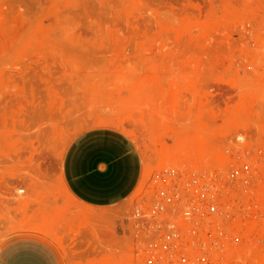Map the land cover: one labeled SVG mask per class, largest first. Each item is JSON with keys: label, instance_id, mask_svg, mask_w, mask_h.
I'll use <instances>...</instances> for the list:
<instances>
[{"label": "rangeland", "instance_id": "374dc122", "mask_svg": "<svg viewBox=\"0 0 264 264\" xmlns=\"http://www.w3.org/2000/svg\"><path fill=\"white\" fill-rule=\"evenodd\" d=\"M95 126L129 133L145 164L103 236L50 217L63 153ZM236 136L264 195V0H0V248L27 228L63 264H131L125 218L170 172L234 162ZM34 188L43 219L8 225Z\"/></svg>", "mask_w": 264, "mask_h": 264}, {"label": "built area", "instance_id": "2783aa9c", "mask_svg": "<svg viewBox=\"0 0 264 264\" xmlns=\"http://www.w3.org/2000/svg\"><path fill=\"white\" fill-rule=\"evenodd\" d=\"M244 144L225 149L234 162L170 172L141 199L124 221L131 264H264L263 183L245 177Z\"/></svg>", "mask_w": 264, "mask_h": 264}, {"label": "crops", "instance_id": "0c3cea01", "mask_svg": "<svg viewBox=\"0 0 264 264\" xmlns=\"http://www.w3.org/2000/svg\"><path fill=\"white\" fill-rule=\"evenodd\" d=\"M145 173L143 153L132 136L111 126H95L77 135L66 147L60 164L59 177L69 196L50 202V214L60 219L66 208V228H77L80 222L92 218L102 226L118 214L120 205L133 197ZM25 192V190H24ZM33 210L18 213L4 211L7 224L33 218L43 219L39 189L34 188ZM38 198H41L39 195ZM37 199V200H36ZM73 204L68 208L66 204ZM60 211V212H59ZM92 234V233H91ZM0 264H63L59 249L27 228L9 235L0 248Z\"/></svg>", "mask_w": 264, "mask_h": 264}]
</instances>
